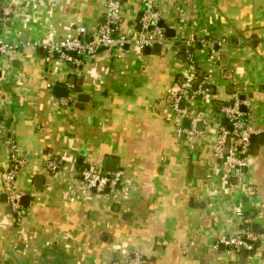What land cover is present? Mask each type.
<instances>
[{"label": "crops", "instance_id": "obj_1", "mask_svg": "<svg viewBox=\"0 0 264 264\" xmlns=\"http://www.w3.org/2000/svg\"><path fill=\"white\" fill-rule=\"evenodd\" d=\"M155 1L173 28L159 51L102 48L77 65L45 44L78 24L93 33L105 0H0L11 7L0 35L12 41L0 53V264H264V0ZM142 6L121 1L119 30L136 26ZM201 36L225 41L218 61L198 42L187 46L208 83L189 101L197 117L189 144L171 103L195 78L184 40ZM53 83L68 95L54 96ZM240 94L255 139L236 171L211 143L221 105ZM10 142L21 159L13 188L29 194L20 219L3 201ZM107 156L120 185L86 188L79 170H105ZM246 230L257 237L248 253L220 246Z\"/></svg>", "mask_w": 264, "mask_h": 264}, {"label": "built area", "instance_id": "obj_2", "mask_svg": "<svg viewBox=\"0 0 264 264\" xmlns=\"http://www.w3.org/2000/svg\"><path fill=\"white\" fill-rule=\"evenodd\" d=\"M122 0H105L103 18L98 27L91 34L88 33L84 24L75 26V33L72 36L62 37L59 40H51L45 44L49 56H58L68 62L80 64L85 54H92L102 48L122 52L128 46L134 44L141 49L152 46L155 43L164 42L167 37L165 29L159 24V12L156 8L155 0H142L143 6L138 16L136 26L125 31L119 30L121 21L120 4ZM11 11L7 2L0 3V24L3 23ZM186 44V59L195 67V78L193 82H182L179 85L176 95L171 103L176 111L180 122L181 118H190L188 127L180 128L184 131L188 143L193 144L196 132V114L189 108L190 99L205 92L208 88L203 74L199 78L196 66V56L187 46H193L196 42L206 47L207 57L210 60L218 61L220 52L218 46L225 41V38H209L201 36L184 40ZM127 45V47H126ZM10 45L2 39L0 35V52H4ZM180 102L183 105L180 106ZM243 100L236 97L233 102L222 104L220 107V117L216 119L218 131L211 143L213 155L227 169L239 171L243 164V157L247 154L250 146V126L243 118V111L240 104ZM244 104V103H243ZM223 117L227 123L223 121ZM229 136V144L225 149V142ZM17 148L13 142L9 144V164L4 170L3 187L6 191L7 202L15 212L17 219H20L25 212V207L20 201L21 193L13 188V181L21 164V159L16 154ZM49 166L52 169L58 167L56 161L51 160ZM79 178L82 184L89 189L104 191L108 186L114 188L121 181L122 170L115 171L103 170L95 165H85L79 170ZM235 214L241 213L240 207L234 208ZM257 237L249 231H241L236 235L223 236L221 242L229 248L235 250H251L254 247ZM264 244V237H259Z\"/></svg>", "mask_w": 264, "mask_h": 264}, {"label": "water", "instance_id": "obj_3", "mask_svg": "<svg viewBox=\"0 0 264 264\" xmlns=\"http://www.w3.org/2000/svg\"><path fill=\"white\" fill-rule=\"evenodd\" d=\"M159 24L161 26H165L164 25V22H163V19H160L159 20ZM165 35L166 36H172L173 35V28L165 26ZM11 43H12V41H10L8 44L11 45ZM126 47H127V45H126ZM159 49H160V43H155L152 46H146L144 48V50L146 52H149L150 50H153V51H156L157 52V51H159ZM183 49H184V47H182V50ZM188 49L189 50H192V47H189ZM199 72L202 73V69H200ZM0 77H1V70H0ZM4 88L7 89V86H4ZM51 92H52V94L54 96H57V97H66L68 95V93H69V88H68L67 84H63V83H53L52 84V87H51ZM86 94L87 93H85V92H77L76 98L78 100H82L83 97H85ZM238 98L241 99V100H243L245 98V94H240L238 96ZM233 100L234 99H232L230 102H233ZM182 105H183V102H180V106H182ZM240 110L243 111V112L246 111L245 104H243V103L240 104ZM0 119H3V116L2 115H0ZM225 120H227V119H225ZM5 124L7 125V123H5ZM182 124H183V126L188 127L190 125V118L184 117L183 120H182ZM227 126L230 128V124L229 123H227ZM7 127H9V125H7ZM181 135L184 137L185 134L182 133ZM262 135L264 136V132H261L260 133V136H262ZM254 139H255V134H251L250 141H254ZM228 144H229V136L227 137L226 142H225V149H227ZM104 169L107 170V171H115L117 169L116 158L113 157V156H107L105 158ZM119 185L120 184L117 183L115 186L117 187ZM109 189L110 188L107 186L104 190L107 192V191H109ZM28 199H29V194L28 193L21 194L20 201L24 205L27 204ZM3 201H7V195H6V193L4 194ZM7 209H8V211H11L10 204L7 205ZM255 224L257 225V222H255ZM252 230L254 232H259V228H257V227L256 228H252ZM255 245L256 244H254V247H255ZM220 246L223 247V243L222 242L220 243ZM248 252L249 251L245 250V254L248 253ZM244 257L245 256L242 255L240 258L241 259H244Z\"/></svg>", "mask_w": 264, "mask_h": 264}, {"label": "trees", "instance_id": "obj_4", "mask_svg": "<svg viewBox=\"0 0 264 264\" xmlns=\"http://www.w3.org/2000/svg\"><path fill=\"white\" fill-rule=\"evenodd\" d=\"M197 73H198V76H199V78H200V77L202 76V74L198 71V68H197ZM223 121L226 122V121H225V117H223ZM226 123H227V122H226ZM255 241H256V240H255ZM257 243H258V241H257ZM252 249H253V248H252ZM252 249H251V250H252ZM251 250H249V251H251ZM240 251H242V250H240ZM243 251H244V250H243Z\"/></svg>", "mask_w": 264, "mask_h": 264}]
</instances>
